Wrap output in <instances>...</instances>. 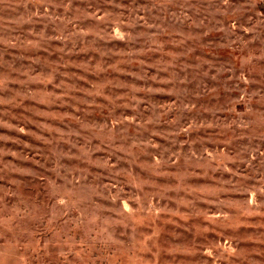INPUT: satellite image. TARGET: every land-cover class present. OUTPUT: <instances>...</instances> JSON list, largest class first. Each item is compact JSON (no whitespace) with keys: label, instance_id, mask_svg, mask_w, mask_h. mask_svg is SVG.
<instances>
[{"label":"rangeland","instance_id":"1","mask_svg":"<svg viewBox=\"0 0 264 264\" xmlns=\"http://www.w3.org/2000/svg\"><path fill=\"white\" fill-rule=\"evenodd\" d=\"M231 27L219 0H0V250L28 264H264V104L254 132L239 127L243 98L264 94V59L239 80L264 32L250 40L245 21L242 43ZM189 94L200 126L185 133L164 109ZM111 184L143 190L135 229L92 195ZM221 212L232 226L208 218ZM230 246L242 255L216 253Z\"/></svg>","mask_w":264,"mask_h":264},{"label":"clouds","instance_id":"2","mask_svg":"<svg viewBox=\"0 0 264 264\" xmlns=\"http://www.w3.org/2000/svg\"><path fill=\"white\" fill-rule=\"evenodd\" d=\"M264 4V0H219V7L223 10L225 18L232 21V27L228 29L230 33H233L237 36L238 39L243 43V38L239 36V32L237 31L241 25L247 21L249 27L242 29L245 32H251L252 35L249 38L250 40L258 38L259 33L264 32V11H260L257 5ZM135 23H139V21H131L128 25H125L122 20L116 23L115 27L117 29L123 28H131ZM117 39H132L131 36H126L123 33H119L116 36ZM264 59V53L261 56H255L249 53L248 57L240 63L239 71L241 72V77L239 78L240 82L245 85L251 83L247 76H244L243 73L252 71L255 68L253 61ZM247 65V67H245ZM167 71L165 67L163 69ZM156 80L160 83L170 84L174 88L184 87L183 84L179 82V77H175L172 80H160V77L157 76ZM255 96L258 97L256 99L255 104H253V95H246L243 98V103L248 107V119L246 122L244 118L241 117L242 123L239 125L241 128L248 129L249 133L255 131L253 125L256 123L252 119L254 113H252L253 107H258L259 105L264 104V94L257 92ZM234 110V109H233ZM164 112H172L175 119L172 120V123L175 125L177 129L183 131L185 133L196 130L200 125L196 123H189V117L194 115V105L192 103L191 95L188 96H178L177 101L173 103L171 108L166 107ZM181 121H184L182 124ZM146 123H161L159 119H154L153 121H148ZM145 125H141L144 127ZM23 131V129H21ZM175 163L176 161H172ZM2 163V161H0ZM2 170V169H0ZM225 171H231L224 166ZM75 179V178H74ZM78 181L72 184L73 189H77ZM113 189L115 192L113 193ZM107 191L108 195L105 196L104 192ZM92 195L99 196L102 198V202L107 199H111L113 202V207L111 211H115L117 215L120 217L119 223H124L127 221L126 227H133L135 229L137 224V218L144 213V208L142 206V201L137 199V195L143 196V190L141 189L139 193L133 192L132 194L125 193L122 188H118L116 184L105 185L104 188H101L99 191H93ZM146 200L147 197H144ZM60 203H66V201H61ZM95 204L94 200H89L86 204L81 205V207L85 210V212L91 209ZM133 205H136L134 207ZM250 206H257V202L255 200L254 194L251 196V204ZM107 211V210H106ZM252 214V213H248ZM84 215V212H82ZM86 218V217H85ZM210 220H220L223 226H232L230 225L223 217V213L221 212L219 217H208ZM98 227V226H97ZM0 237H3V233H0ZM151 251V249H148ZM216 253L220 256L232 257V256H241L242 253L238 251L236 247H229L228 249H218ZM214 256L213 253H209ZM0 264H28L25 259V254L19 249H8L0 250Z\"/></svg>","mask_w":264,"mask_h":264}]
</instances>
